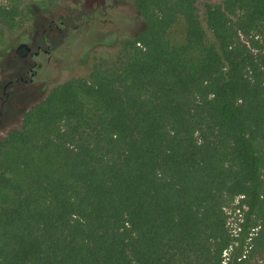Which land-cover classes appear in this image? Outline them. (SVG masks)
Listing matches in <instances>:
<instances>
[{
	"label": "trees",
	"instance_id": "trees-1",
	"mask_svg": "<svg viewBox=\"0 0 264 264\" xmlns=\"http://www.w3.org/2000/svg\"><path fill=\"white\" fill-rule=\"evenodd\" d=\"M197 3L134 0L0 135V264H264V0Z\"/></svg>",
	"mask_w": 264,
	"mask_h": 264
},
{
	"label": "rangeland",
	"instance_id": "rangeland-1",
	"mask_svg": "<svg viewBox=\"0 0 264 264\" xmlns=\"http://www.w3.org/2000/svg\"><path fill=\"white\" fill-rule=\"evenodd\" d=\"M6 1V0H4ZM218 0H198L200 11L207 2ZM23 15L11 30L0 27V135L21 124L24 112L34 103L43 99L50 88L73 76L86 75L98 60H108L117 52L120 38L132 36L143 27V20L134 0H19ZM107 13L98 20L88 21L83 15H91L97 5H106ZM61 18L69 14L74 17L67 29L47 32L52 40L50 55L41 53L34 60L42 63L32 81H18L6 88L9 79L22 75L29 79L27 67L32 59L20 58L14 53L19 41L28 42L33 50L38 44L46 47L42 30L53 15ZM48 57H50L48 59ZM232 209L229 208V211ZM235 216V212L233 214ZM233 219V218H231Z\"/></svg>",
	"mask_w": 264,
	"mask_h": 264
},
{
	"label": "flooded vegetation",
	"instance_id": "flooded-vegetation-1",
	"mask_svg": "<svg viewBox=\"0 0 264 264\" xmlns=\"http://www.w3.org/2000/svg\"><path fill=\"white\" fill-rule=\"evenodd\" d=\"M109 5L106 4L104 6L102 5H97L93 8L92 10V14L91 15H87V14H84L83 15V19H87L88 21H92V20H98L99 19V15H105L107 13V7ZM69 19L71 21V23H75V19L74 17L70 16L69 14H65V15H62L61 18H58L57 15H53L51 18L48 19L47 21V24H46V27L42 30V37H43V41L44 43L46 44V47H44L42 44H38L36 46V49L33 50L32 46L29 44V46L31 47L30 51L28 52L27 56L26 57H20L17 55L16 53V48L17 46L22 43V42H26V41H19L17 43V45L15 46L14 48V53L15 55H17L18 57L20 58H27L29 57L30 59H32V64L27 67L26 69V73H30V77L29 79H25L24 76L22 75H18L16 77H18V80L15 81V79H9L5 82V84L8 82V81H11L7 86L4 87L3 85V93H6L5 95L7 96V92L5 91L6 88L11 85V84H16L18 81H23V82H27V81H32V78L34 75L37 74V70L40 69L42 67V63L39 62V61H36L34 60V58L36 56H39L41 53H45V54H48L50 55L51 53V50H52V40L51 38H49V35H47V32H50L52 31L54 28L58 30V32H62L63 30L67 29L70 25L69 21L66 20ZM100 20V19H99ZM73 27H78V25H76V23L73 25ZM50 57H48L49 59ZM0 99H1V102H3L5 99H2L1 95H0Z\"/></svg>",
	"mask_w": 264,
	"mask_h": 264
},
{
	"label": "water",
	"instance_id": "water-1",
	"mask_svg": "<svg viewBox=\"0 0 264 264\" xmlns=\"http://www.w3.org/2000/svg\"><path fill=\"white\" fill-rule=\"evenodd\" d=\"M30 49H31V47L29 46V44H28L27 42H22V43H20V44L17 46V48H16V53H17V55L20 56V57H26L27 54H28V52L30 51ZM16 80H18V77L15 78V81H16ZM10 82H12V80H11V81H8V82L4 85V87L7 86Z\"/></svg>",
	"mask_w": 264,
	"mask_h": 264
}]
</instances>
